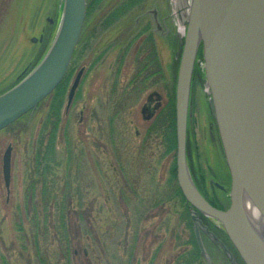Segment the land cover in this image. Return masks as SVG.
<instances>
[{
  "label": "rangeland",
  "instance_id": "1",
  "mask_svg": "<svg viewBox=\"0 0 264 264\" xmlns=\"http://www.w3.org/2000/svg\"><path fill=\"white\" fill-rule=\"evenodd\" d=\"M176 5L177 0H98L88 10L87 2L60 110L54 112L52 92L41 106L0 131V264H183L180 255L190 249L185 243L189 231L185 221H177L176 203L169 199L175 152L167 150L168 120L163 116L174 98L185 31ZM61 12L62 0H0V91L40 62ZM155 15L166 26L157 30ZM153 44L157 53L149 55ZM80 67L85 71L67 109V92ZM154 91L161 95L160 110L147 119L142 107ZM189 110L190 176L204 195L195 173L203 169L211 175L206 196L225 208L226 194L209 186L211 178L226 185L227 169L218 134L209 128L214 117L199 54ZM7 148L8 188L2 173ZM43 189L50 198L46 203ZM161 197L168 200L154 206ZM63 207L75 215L70 238L75 254L69 261L58 221ZM46 213L51 216L43 222ZM211 254L216 264L224 263Z\"/></svg>",
  "mask_w": 264,
  "mask_h": 264
},
{
  "label": "water",
  "instance_id": "2",
  "mask_svg": "<svg viewBox=\"0 0 264 264\" xmlns=\"http://www.w3.org/2000/svg\"><path fill=\"white\" fill-rule=\"evenodd\" d=\"M85 14V0H62L57 30L43 58L0 94V131L34 110L59 85L80 37ZM176 14L180 24L185 25L174 91L177 185L193 222L202 226L199 214L217 221L244 264H264V241L243 208L247 200L264 221V0H177ZM199 49L230 177L229 203L223 210L213 207L197 190L186 163L189 90ZM81 73L82 70L69 88L68 105ZM2 173L8 188L10 148L3 154ZM196 224V241L207 258Z\"/></svg>",
  "mask_w": 264,
  "mask_h": 264
},
{
  "label": "trees",
  "instance_id": "3",
  "mask_svg": "<svg viewBox=\"0 0 264 264\" xmlns=\"http://www.w3.org/2000/svg\"><path fill=\"white\" fill-rule=\"evenodd\" d=\"M88 2V7L87 9L91 10L90 7L93 6V4L95 3V1L98 0H86ZM200 55V53H199ZM71 74V73H70ZM70 74H67L66 77H64V79L61 81V83L56 87V89L53 91V97L55 98V105H54V112H58V110H60V106H61V96L64 94V92L66 91L65 86L67 85L68 81H69V77ZM8 89V88H6ZM4 92V90L0 91V94ZM43 103V101L38 105L41 106V104ZM53 108V107H52ZM164 119L168 120L167 122V142L169 144V147H167L168 151H175V121H174V98L171 96L166 104V108L164 109ZM21 119H23V117H21L18 121H20ZM16 121V122H18ZM15 122V123H16ZM13 123V124H15ZM12 124V125H13ZM12 125L8 126L6 129H9ZM55 128V127H54ZM54 131V130H52ZM54 135V132H52V136ZM53 138L51 139V143H52ZM50 146V150L53 151L54 149V145H49ZM175 163L173 162V164H171V167L169 169L171 178L169 180V182L173 185V187H171V193L172 196L170 195L169 199H173V201H175L176 206H177V213L179 214V217L177 219L178 222L181 221H185L186 224V228L189 231V238L188 240L185 242L186 244H190V249L183 251L181 258H184V262L183 264H193L197 261H199L201 259V254L199 251V248L197 246V243L195 241L194 238V234H193V228H192V220L190 218V213L188 211V205L186 204L183 196L181 195V192L176 184V180H175ZM193 170V169H192ZM195 172V171H194ZM44 175V173H43ZM195 177L197 178V186L204 192V196L207 197L206 195H208V186H206V182H207V177L210 178L212 177L211 175L208 174V176H206L205 171L203 169H198V172L195 173ZM172 179V180H171ZM43 181V179H42ZM169 183V184H170ZM44 185V183H43ZM212 188H214L212 185H209ZM45 187V185L43 186V188ZM43 202L46 203L49 201V197L47 196L46 191L44 192L43 189ZM209 196V195H208ZM29 199H31L30 197H28ZM168 198H163L161 197L160 199H158V202L154 203V206H160L162 207L165 203V200ZM142 200V199H141ZM207 200L209 201V203L218 208V209H222L223 207L219 204V202L213 198V197H207ZM37 209V208H36ZM147 211V210H146ZM50 214H45L44 215V219L43 222H46V220L48 221V218L50 219ZM73 216H75L73 213H71L70 211H66V208L63 207L61 209V211L59 212V224L62 230V237L64 239V243L65 244V258L66 260L69 261V259H71V256L75 254V252L71 249V242H70V238L72 236V225H73V221L75 220V217L73 218ZM35 217H37L36 215L34 216V219H36ZM73 218V220H72ZM142 220L141 216L140 219L139 217H137L136 222H134V224L137 225L138 221ZM136 225H133V227H135ZM135 231V230H134ZM136 234V233H135ZM134 234V235H135ZM177 234H175L174 236H176ZM178 237V235H177ZM134 244V243H133Z\"/></svg>",
  "mask_w": 264,
  "mask_h": 264
},
{
  "label": "flooded vegetation",
  "instance_id": "4",
  "mask_svg": "<svg viewBox=\"0 0 264 264\" xmlns=\"http://www.w3.org/2000/svg\"><path fill=\"white\" fill-rule=\"evenodd\" d=\"M152 17H154V19H153L154 26L157 30L160 28V26H163V25L166 26V24H165L166 20L165 19L163 20V19L157 18V15L152 16ZM159 20H160V23H159ZM161 21H162V23H161ZM170 36L171 35L169 34V37ZM174 41H175V39H174ZM78 44H79V41H78ZM76 47H77V45H76ZM174 49L176 50V43L173 45V51H175ZM142 51H144V49H142ZM147 53L149 55H151L150 53H152V54L157 53L156 49L154 48V44H153V46H151V48L148 50ZM152 57H153V59L151 62L154 63L155 62L154 55H152ZM140 64H141V62H140ZM143 67L144 66H141V68H143ZM80 70H82V73H81V79H82V76H83L84 71H85L84 67H80L79 70L77 71L76 75L78 74V72ZM81 79H80V81H81ZM147 100H148V103L146 105H143V107H142V116L144 118H147V119H152L158 115L157 112L160 110L161 95L154 91L148 95ZM71 103L68 105L66 102V108L67 109L70 107ZM190 115L191 114L188 115V119H187V131H186L187 134H188L189 120L191 117ZM80 122H82V121L80 120ZM209 128L211 129V131L214 128V131L217 133L214 118H213L212 124H209ZM187 140H188V136H187ZM220 148H221V145H220ZM209 182L214 185L213 179H209ZM228 185H229V175L227 173V184L222 185V186H224L225 190L219 189L215 185H214V187H216V189H218L219 191H221L222 193H225L227 195ZM200 219L202 222V226L197 224V227H198V230L200 233V238L202 240L203 246H204L205 250L207 251V255H208V258H204V255H202V253H201V261L204 264H213V263L216 264V261H215L216 259L211 254V251H212V253H214L213 255L218 257L219 260H223L222 262H224L225 264H244L242 262L241 258L239 257L238 253L234 249L233 245L229 241V239H228L226 233L224 232V230L222 229L221 225L218 224L217 222L210 220V219H207L201 215H200ZM207 259H209L208 261H210V262H208Z\"/></svg>",
  "mask_w": 264,
  "mask_h": 264
},
{
  "label": "bare ground",
  "instance_id": "5",
  "mask_svg": "<svg viewBox=\"0 0 264 264\" xmlns=\"http://www.w3.org/2000/svg\"><path fill=\"white\" fill-rule=\"evenodd\" d=\"M243 208L245 215L252 225L253 229L256 231L257 235L262 239V241H264V221L258 210L247 200L243 201Z\"/></svg>",
  "mask_w": 264,
  "mask_h": 264
},
{
  "label": "clouds",
  "instance_id": "6",
  "mask_svg": "<svg viewBox=\"0 0 264 264\" xmlns=\"http://www.w3.org/2000/svg\"><path fill=\"white\" fill-rule=\"evenodd\" d=\"M258 215V214H257Z\"/></svg>",
  "mask_w": 264,
  "mask_h": 264
}]
</instances>
